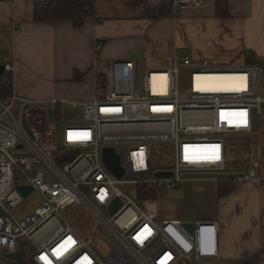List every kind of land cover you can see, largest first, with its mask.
Returning a JSON list of instances; mask_svg holds the SVG:
<instances>
[{
  "label": "built area",
  "instance_id": "built-area-1",
  "mask_svg": "<svg viewBox=\"0 0 264 264\" xmlns=\"http://www.w3.org/2000/svg\"><path fill=\"white\" fill-rule=\"evenodd\" d=\"M200 5L198 0L173 2L178 10ZM100 48L99 43L96 49ZM5 70L11 72L10 66ZM116 88L97 77L90 101H38L12 90L0 95V251L4 256H20L21 240L34 249L30 264L199 261L190 255L170 258L168 247L172 251L178 246L171 234L183 235L182 224L153 220L149 201L132 200L119 187L176 189L189 175L237 174L233 165L241 159L242 140L254 134L253 111L256 118L264 111V79L246 66L195 61L182 49L169 67L142 70L136 96H124ZM104 149L119 157L124 171L120 178L104 165ZM156 153L161 158L158 165L167 160L170 169L154 168ZM258 170L259 164L250 160L242 178L254 180ZM157 172L172 176L160 179ZM221 179L225 178H216ZM19 187L32 191L23 196ZM33 193L40 197L39 203L24 210L21 206ZM115 200L121 206L110 215ZM77 208L100 221L107 234L81 236L69 216Z\"/></svg>",
  "mask_w": 264,
  "mask_h": 264
},
{
  "label": "crops",
  "instance_id": "crops-1",
  "mask_svg": "<svg viewBox=\"0 0 264 264\" xmlns=\"http://www.w3.org/2000/svg\"><path fill=\"white\" fill-rule=\"evenodd\" d=\"M45 1L0 0V64L10 66L19 96L90 101L102 77L134 97L139 88L129 81L139 64L143 71L167 68L182 49L195 61L246 66L264 79V0H227V16L220 18L214 0L183 10L174 0H93L94 16L80 31L69 21L35 23L34 4ZM136 50L140 60L131 59ZM239 59L248 63L231 65ZM241 146L237 163L246 168L256 161L257 178L229 179L232 188L223 195L216 179H203L205 193L196 197L206 200L205 218L192 219L190 207L180 211L185 220L174 222L185 233L177 238L173 231L178 246L166 251L173 260L190 255L199 258L196 264H264V111L252 140ZM234 172L244 173L237 166Z\"/></svg>",
  "mask_w": 264,
  "mask_h": 264
},
{
  "label": "rangeland",
  "instance_id": "rangeland-1",
  "mask_svg": "<svg viewBox=\"0 0 264 264\" xmlns=\"http://www.w3.org/2000/svg\"><path fill=\"white\" fill-rule=\"evenodd\" d=\"M201 62H206L208 64L214 62H210L207 60L196 59ZM239 60H236L231 64L232 66L239 65ZM244 64L248 62L246 60L241 61ZM240 62V63H241ZM241 63V64H242ZM218 65V64H217ZM130 85L132 87L138 88L139 87V73L136 71L134 74L131 75ZM116 90L120 93L122 91L121 87L117 85ZM232 140V139H231ZM252 140V138L243 139V143H248ZM159 153H156L154 157V168L155 169H170L171 162L164 160L161 165H158L161 162V158ZM157 160V161H156ZM238 167L239 172L242 173L245 171V164L244 166H240L239 163L233 165V170ZM241 169V170H240ZM151 178V177H150ZM203 179L207 178H193V179H185L183 182L180 183L179 187L176 189H168L166 187L156 189L157 198L154 204H151L149 211L151 212V217L153 220L158 222H174V221H182L184 219V214L180 212L181 210H185L190 207L194 210L195 216L191 217L192 219L200 220L205 218L204 210L206 200H204L199 195L196 197L197 193L203 192L205 193V186H203ZM199 181V182H194ZM196 184H199V188L196 187ZM119 190L127 195L132 200H137V189L135 186H120ZM196 199V200H195ZM40 197L33 193L31 196L23 203L21 207L24 210H28L33 208L35 204L39 203ZM28 210V211H30ZM102 214H104L105 218H108L107 211L105 209H101ZM70 222L73 225V228L83 237L94 236L98 238V235H101L102 232L107 234V229L102 226L100 228V221L89 214L88 211L84 208H77L76 213L70 212L69 213ZM19 247L17 249L18 254H20L21 258L23 259L22 263H17L16 261L8 260L5 258L4 253L0 251V264H30V259L34 253V249L31 245H29L26 241H18ZM101 249L104 250L103 246L101 245Z\"/></svg>",
  "mask_w": 264,
  "mask_h": 264
},
{
  "label": "trees",
  "instance_id": "trees-1",
  "mask_svg": "<svg viewBox=\"0 0 264 264\" xmlns=\"http://www.w3.org/2000/svg\"><path fill=\"white\" fill-rule=\"evenodd\" d=\"M202 4L203 0H198ZM214 9L217 17L227 16V0H214ZM93 0H49L36 2L33 7V21L35 23H56L69 21L77 30H82L86 20L92 18ZM113 81H117L116 78ZM12 90L11 73H7L4 80L0 81V95H8ZM218 181V193L223 195L231 187V180ZM157 198L156 188L152 186H137V201H149L154 204Z\"/></svg>",
  "mask_w": 264,
  "mask_h": 264
},
{
  "label": "water",
  "instance_id": "water-1",
  "mask_svg": "<svg viewBox=\"0 0 264 264\" xmlns=\"http://www.w3.org/2000/svg\"><path fill=\"white\" fill-rule=\"evenodd\" d=\"M140 50H136L131 59L132 60H140ZM141 65L139 64L138 66V73H139V88H140V77H141ZM6 77V70H5V65L0 64V81L4 80ZM257 127V118H256V113L253 111V119H252V129L255 132ZM103 163L104 165L113 173V175L117 178H120L123 174L124 171L120 167L119 164V157L114 154V151L112 149H104L103 150ZM172 176L171 172H157L155 173V177L157 178H169ZM186 179H193V178H208V179H216V178H225V179H234V178H242V174H228V175H189L185 176ZM18 190L21 192L23 196L28 195L31 191V187H19ZM121 206V202L119 200H115L110 209H109V214L113 215L115 211ZM1 214V211H0ZM189 231L190 227L189 225L187 226ZM5 258L8 260L16 261L17 263H22L23 259L17 255L14 256L12 254H6Z\"/></svg>",
  "mask_w": 264,
  "mask_h": 264
},
{
  "label": "bare ground",
  "instance_id": "bare-ground-1",
  "mask_svg": "<svg viewBox=\"0 0 264 264\" xmlns=\"http://www.w3.org/2000/svg\"><path fill=\"white\" fill-rule=\"evenodd\" d=\"M161 179V178H160ZM156 188V187H155Z\"/></svg>",
  "mask_w": 264,
  "mask_h": 264
}]
</instances>
